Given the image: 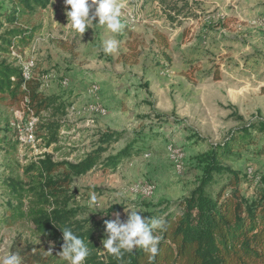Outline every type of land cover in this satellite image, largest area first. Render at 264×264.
<instances>
[{
  "label": "rangeland",
  "instance_id": "obj_1",
  "mask_svg": "<svg viewBox=\"0 0 264 264\" xmlns=\"http://www.w3.org/2000/svg\"><path fill=\"white\" fill-rule=\"evenodd\" d=\"M118 2L125 27L115 37L95 25L83 35L74 33L66 26L64 0H52L19 26L34 32L27 47L16 43L0 50V61L27 70L43 95L58 97L66 107L58 144L45 148L34 137V115L0 99V258L42 244L31 225L5 227L1 220L8 211L3 179L21 174L22 166L44 154L75 163L95 148L102 132H121L122 140L104 158L127 145L131 156L115 170L97 166L75 178V202L85 217L114 220L120 213L124 220V209L134 208L162 220L158 212L174 209L198 184L199 155L224 144L234 131L264 122V0ZM10 8L0 0L2 48L11 28L3 15ZM156 33L166 38L167 49L154 41ZM113 38L118 47L106 55L102 42ZM128 44L137 48L136 64L118 59L130 54ZM252 138L239 151L240 161L226 163L250 179L264 168V155L257 153L264 134L252 130ZM241 187L252 197L255 183ZM91 193L95 208L88 206Z\"/></svg>",
  "mask_w": 264,
  "mask_h": 264
},
{
  "label": "trees",
  "instance_id": "obj_2",
  "mask_svg": "<svg viewBox=\"0 0 264 264\" xmlns=\"http://www.w3.org/2000/svg\"><path fill=\"white\" fill-rule=\"evenodd\" d=\"M2 1L11 4L3 15L11 28L1 38L5 48L0 46V50L9 51L16 43L27 47L34 32L19 26L46 10L52 0ZM154 41L167 49L168 42L160 33L154 35ZM128 48L130 54H121L118 59L136 64L137 48L132 44ZM0 99L20 112L34 115L37 119L34 137L45 148L58 144L65 105L58 103L56 96L43 95L39 82L33 78L26 80L23 69L7 61H0ZM252 130L264 134V122L234 131L224 144L212 145L198 156L202 170L198 184L174 209L158 212L166 222V230L154 231L160 241L153 259L143 249L125 252L119 259L107 254L102 246L107 216L85 217L72 192L75 178L97 166L115 170L131 156L133 147L127 145L117 154L104 158L122 140L121 132H102L95 148L78 162H56L53 156L44 154L38 161L22 166L21 174L11 172L3 179L8 211L1 223L5 227L27 223L42 243L27 244L18 254L21 264H68L57 255L63 244L61 230L65 227L71 228L88 245L91 254L85 264H264V168L250 179L247 174L226 166L229 161H240L239 151L254 143ZM257 153L264 155V148H259ZM242 183H255L252 197L243 193ZM215 186H218L216 190ZM50 248L52 254H48Z\"/></svg>",
  "mask_w": 264,
  "mask_h": 264
},
{
  "label": "clouds",
  "instance_id": "obj_3",
  "mask_svg": "<svg viewBox=\"0 0 264 264\" xmlns=\"http://www.w3.org/2000/svg\"><path fill=\"white\" fill-rule=\"evenodd\" d=\"M67 25L77 34L83 35L93 25L102 28L105 32L111 33L114 37L119 35L125 25L122 23V4L118 0H64ZM94 8V11H91ZM91 12V14H90ZM98 17V22L93 23ZM119 41L115 38L102 42V50L108 55L118 47ZM89 208L98 206L95 193L90 194L88 201ZM126 219L122 220L120 213H115L114 220L104 221V236L102 240L103 249L107 254L115 258L132 253L136 249H143L153 259L158 253L160 237L154 235L156 229L166 230V222L156 218L142 216L138 209H124ZM61 251L59 257L68 264H85L91 252L85 240L75 234L69 227L62 230ZM48 254H52L51 248ZM0 264H21V258L16 253H9L0 258Z\"/></svg>",
  "mask_w": 264,
  "mask_h": 264
},
{
  "label": "built area",
  "instance_id": "obj_4",
  "mask_svg": "<svg viewBox=\"0 0 264 264\" xmlns=\"http://www.w3.org/2000/svg\"><path fill=\"white\" fill-rule=\"evenodd\" d=\"M23 75L26 80L30 79L29 72L27 70H23Z\"/></svg>",
  "mask_w": 264,
  "mask_h": 264
}]
</instances>
